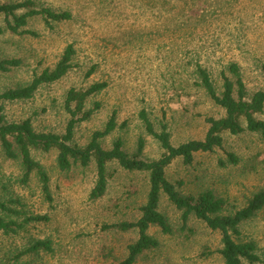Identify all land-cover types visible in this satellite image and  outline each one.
Instances as JSON below:
<instances>
[{"label": "rangeland", "instance_id": "374dc122", "mask_svg": "<svg viewBox=\"0 0 264 264\" xmlns=\"http://www.w3.org/2000/svg\"><path fill=\"white\" fill-rule=\"evenodd\" d=\"M24 0H0L12 4ZM39 8L70 12L73 19L57 23L48 30L41 17L30 19L27 29L35 36L0 35V60L21 59L23 65L0 73V94L28 85L33 77L53 69L64 50L73 44L77 66L60 81L42 86L28 100L3 102L10 122L31 119L37 132L63 135L70 120L65 109L71 89L87 90L95 83L108 88L87 102V108L101 103V108L78 125L75 143L85 146L92 134L104 130L117 112L119 125L127 122L102 142L110 149L122 138L124 149L133 154L140 138L145 140L143 156L158 160L165 151L149 136L138 114L146 109L156 129L164 122L174 146L203 140L209 130L206 119L221 118L223 109L207 95L189 87L190 68L181 67L186 48L183 37L199 35L201 63L209 68L220 89V65H240L249 95L264 91V0H33ZM19 13H23L22 11ZM199 22V23H198ZM0 16V26H4ZM96 66L93 75L87 74ZM264 122V111L256 114ZM245 126V122L243 121ZM224 148L214 153H197L191 166L182 159L167 169L169 180L182 183L184 195L211 189L232 211L245 208L254 194L264 189V142L259 134L225 133ZM239 158L237 165L223 167L227 154ZM51 179L53 203L46 201L38 176L28 185L20 183L18 162L0 154V198H21L26 210L48 216L47 223H32L15 239L0 232V263L9 251L21 247L27 237L51 239L55 253L43 255L39 264H120L127 248L138 240V232L105 230V226L136 221L149 191L148 175L129 172L117 163L109 165L111 177L105 196L90 199L96 183V167L75 166L61 173L57 166L58 150L34 152ZM160 211L167 217L173 233L164 235L157 227L149 234L160 242L159 249L148 252L138 264H223L219 254L221 236L191 217L188 229L181 224V212L162 195ZM242 239L254 240L264 252V210L241 225ZM11 249V250H10ZM208 255H206V253ZM33 260L26 257L25 260ZM35 264V263H34ZM244 264H248L245 262Z\"/></svg>", "mask_w": 264, "mask_h": 264}, {"label": "trees", "instance_id": "16d2710c", "mask_svg": "<svg viewBox=\"0 0 264 264\" xmlns=\"http://www.w3.org/2000/svg\"><path fill=\"white\" fill-rule=\"evenodd\" d=\"M23 13H19V12ZM0 16L4 18V26H0V35L10 32L18 36H35L37 33L27 29L30 19L41 17L48 30L54 25L69 22L73 19L70 12L55 11L50 8H39L33 0H24L12 4H0ZM199 23V22H198ZM191 35L186 39V48L178 51L182 55L181 67L190 68L186 80L189 87L203 91L217 107L224 110L225 115L219 119L209 117L206 122L209 130L203 140H192L179 146L171 142L168 126L162 122L158 131L146 109H142L138 118L142 122L146 133L159 142L165 153L158 160L144 158L145 140L140 138L137 149L129 154L124 149L122 138L116 139L110 149H105L102 142L119 128L127 127L128 123L119 125L117 112H113L105 125L104 130L95 131L85 146L75 143V133L78 125L89 120L102 104L95 103L87 108L88 99L99 95L108 88L106 82L95 83L87 90L71 89L66 96L65 109L70 115L65 133L37 132L31 119L20 122L7 120L5 110L0 105V154L7 160L20 164L22 177L20 183L28 185L32 175L39 178L42 193L46 201L53 203L51 179L44 166L34 158V152H50L58 150L57 166L61 173H68L75 166L88 168L93 162L96 167V183L91 190L90 199L97 201L105 196L111 177L109 165L117 163L120 168L129 172H138L148 175L149 191L146 203L140 208V217L136 221H124L105 226V230H118L120 232H138V240L127 248L126 257L120 264H138L139 260L148 252L159 249L160 242L149 234L152 227L160 229L164 235H172L173 230L167 217L160 211L162 195L181 212V224L184 230L188 229L191 217L204 223L208 229L221 236L222 248L219 254L223 264H264V252H260L254 240L242 239L241 225L256 218L264 210V189L254 194L247 206L241 210L232 211L227 208L226 201L219 197L214 190H203L198 194L184 195L180 189L182 183L174 184L167 176V169L177 159H182L184 165L191 166L197 153H214L224 148L225 133L239 135L245 132L259 134L264 142V122L255 118L256 114L264 111V91L249 95L242 69L236 62L220 65L219 89L209 68L201 61L204 45L199 44L197 37ZM77 50L69 44L64 50L59 62L53 69H46L33 77L26 86L8 89L0 94V101L16 102L28 100L45 85L60 81L77 64L75 57ZM21 59L0 60V73H8L21 67ZM96 66L87 74L91 76ZM245 122V126L243 125ZM239 158L229 153L226 161L219 164L237 165ZM27 204L19 197L0 198V232L15 239L32 223H47L48 216L35 215L26 210ZM190 230V229H188ZM11 250V249H10ZM55 247L51 239L28 238L21 247L5 254L0 264H39L43 260L42 254L54 255ZM209 252L206 253L208 255ZM33 260H25L26 257Z\"/></svg>", "mask_w": 264, "mask_h": 264}]
</instances>
